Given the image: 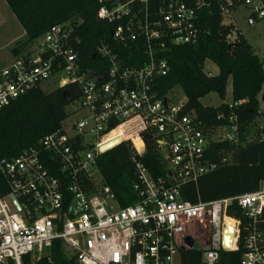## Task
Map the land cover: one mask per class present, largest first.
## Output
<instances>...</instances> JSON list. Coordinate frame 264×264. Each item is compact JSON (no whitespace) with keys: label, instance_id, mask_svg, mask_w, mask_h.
I'll list each match as a JSON object with an SVG mask.
<instances>
[{"label":"built area","instance_id":"1","mask_svg":"<svg viewBox=\"0 0 264 264\" xmlns=\"http://www.w3.org/2000/svg\"><path fill=\"white\" fill-rule=\"evenodd\" d=\"M98 5L99 20L114 26L111 43L101 42L95 52L106 64L105 76L86 72L71 45V23L52 27L30 54L0 69V110L54 78L82 92L67 110L68 119L81 114L78 119L65 125L67 119L39 148L0 161L9 188L0 196V264H22L25 256L37 263L58 241L77 264H182L189 250L201 251L203 264H218L225 226L234 231L226 252L241 250L240 264H264V181L256 191L208 202L193 203L183 193L230 163L244 145L238 116L222 113L226 125L206 131L188 112L185 97L158 89L168 73L162 58L168 45H196L206 34L198 24L202 11L217 7L223 25H235L240 9L247 10L249 21H263L264 0H98ZM122 48L129 49L128 61ZM144 136L156 145L167 175L154 178L133 158L139 200L121 208L99 159L124 142L143 155ZM114 140L120 144L102 152ZM234 204L241 217L229 214Z\"/></svg>","mask_w":264,"mask_h":264},{"label":"trees","instance_id":"2","mask_svg":"<svg viewBox=\"0 0 264 264\" xmlns=\"http://www.w3.org/2000/svg\"><path fill=\"white\" fill-rule=\"evenodd\" d=\"M4 1L25 33V38L14 49L15 54H30V49L52 27L80 18L76 29L72 30L71 45L78 52L86 72L94 71L105 76L106 64L95 52L101 42L111 43L114 26L97 17L98 0ZM200 15L199 28L206 34L196 45H168L162 56L168 64V73L158 81V89L162 95L179 90L187 99L188 112L195 114L206 131L226 125V119H219L220 114L224 113L225 117L237 115L244 133V145L236 149L230 163L219 166L213 173L201 178L196 186L190 185L183 190L184 195L193 203L199 199L208 202L238 197L256 191L264 181V114L260 111L264 92V63L233 23L222 24L223 17L217 7L204 10ZM122 49L126 57L123 59L128 61L129 49ZM208 61L218 67V75L209 76L204 71V64ZM230 79L232 103L244 102L238 109L234 110L230 104L225 103L217 107L201 103L202 98L212 93L225 100ZM41 88L34 89L0 110V161L16 158L30 148H39L41 140L60 129L68 119V106L82 96L81 89L73 84L48 92ZM258 116L263 119V136L255 135L256 138L248 142L245 137L250 133L249 125ZM223 148L231 149L228 145ZM133 158L142 163L154 178L167 175L155 144H148L145 153L140 156L135 154L132 145L127 142L101 155L99 170L121 208L134 205L139 200L134 188L137 175ZM8 193L9 188L0 173V196L4 197ZM229 214L232 217L242 215L237 204L233 205ZM241 257V250L221 251L218 264H240ZM8 264L15 263L10 261ZM22 264L77 262L58 241L47 256L37 263L31 260V256H25ZM182 264H203L202 252H184Z\"/></svg>","mask_w":264,"mask_h":264},{"label":"rangeland","instance_id":"3","mask_svg":"<svg viewBox=\"0 0 264 264\" xmlns=\"http://www.w3.org/2000/svg\"><path fill=\"white\" fill-rule=\"evenodd\" d=\"M235 22L236 28L240 31V33L247 39V41L252 45L255 50L257 56L264 63V21H253L252 24H249V14L247 10L240 9L235 12V16L233 18ZM23 30L11 13L7 4L4 0H0V69L5 68L12 64L17 57L18 54H15L14 49L18 48V43L22 41L21 34ZM32 50V49H31ZM30 50V51H31ZM19 56V55H18ZM204 71L207 74H211L212 76H216L219 74V69L216 65L211 62H206L204 64ZM63 77V75H61ZM59 78L51 79L49 82L44 84L41 89L44 91H53L59 87H61ZM173 96L177 98H183L184 95L176 90L172 93ZM201 103L204 106L208 107H217L223 103L231 104L232 103V81L231 79L228 81L226 88V98L225 100H221V98L216 94L212 93L202 98ZM69 112L71 108L67 109ZM264 110V101L261 100L260 103V111ZM81 114H77L71 116L66 122L65 125L69 124V122L74 121L80 117ZM263 128V119L258 116L256 117L252 123L249 125L250 133L246 135V140L248 142L254 140L255 135H262L261 131ZM198 249V244L196 245ZM178 262V260H177Z\"/></svg>","mask_w":264,"mask_h":264},{"label":"water","instance_id":"4","mask_svg":"<svg viewBox=\"0 0 264 264\" xmlns=\"http://www.w3.org/2000/svg\"><path fill=\"white\" fill-rule=\"evenodd\" d=\"M79 20H80V18H76L73 22H71L70 26H71L72 30L76 29ZM93 76H94L93 73L89 74V77L92 78ZM261 100L264 101V92H263V97L261 98ZM144 139H145L147 144L152 143V140L150 137L144 136ZM118 144H120V140H114V141L102 146L101 150H102V152H106V151L114 148ZM10 198L13 201V203L16 205L17 209L20 210V206L18 205L16 198L14 196H11ZM233 238H234V231L232 230L231 227L225 226V228L223 230V235H222V249L224 251H230L231 250L232 245H233ZM188 248L189 249L193 248V242L191 239L189 240Z\"/></svg>","mask_w":264,"mask_h":264},{"label":"bare ground","instance_id":"5","mask_svg":"<svg viewBox=\"0 0 264 264\" xmlns=\"http://www.w3.org/2000/svg\"><path fill=\"white\" fill-rule=\"evenodd\" d=\"M136 146H137V148H141L142 147V143L140 142V141H138L137 143H136Z\"/></svg>","mask_w":264,"mask_h":264},{"label":"crops","instance_id":"6","mask_svg":"<svg viewBox=\"0 0 264 264\" xmlns=\"http://www.w3.org/2000/svg\"><path fill=\"white\" fill-rule=\"evenodd\" d=\"M264 21V20H263ZM249 24H252V22L251 21H249ZM23 30V29H22ZM21 36H22V40L25 38V33H24V31H23V33L21 34ZM31 50V49H30ZM25 54V53H24Z\"/></svg>","mask_w":264,"mask_h":264}]
</instances>
